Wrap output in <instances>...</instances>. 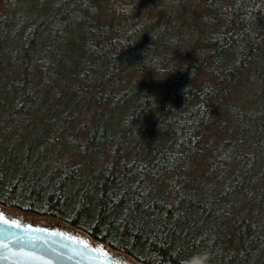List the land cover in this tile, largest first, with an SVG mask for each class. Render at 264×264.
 <instances>
[{
	"label": "trees",
	"instance_id": "16d2710c",
	"mask_svg": "<svg viewBox=\"0 0 264 264\" xmlns=\"http://www.w3.org/2000/svg\"><path fill=\"white\" fill-rule=\"evenodd\" d=\"M258 87L264 0H0V205L142 264H264Z\"/></svg>",
	"mask_w": 264,
	"mask_h": 264
},
{
	"label": "water",
	"instance_id": "95a60500",
	"mask_svg": "<svg viewBox=\"0 0 264 264\" xmlns=\"http://www.w3.org/2000/svg\"><path fill=\"white\" fill-rule=\"evenodd\" d=\"M5 208L0 207V213L9 224H0L4 230L0 232V240L8 244V259H0V264H142L65 222L48 219L55 222L50 224L20 218ZM12 221L19 227L11 226ZM100 249L107 257L101 255Z\"/></svg>",
	"mask_w": 264,
	"mask_h": 264
},
{
	"label": "rangeland",
	"instance_id": "374dc122",
	"mask_svg": "<svg viewBox=\"0 0 264 264\" xmlns=\"http://www.w3.org/2000/svg\"><path fill=\"white\" fill-rule=\"evenodd\" d=\"M154 0H152L153 2ZM81 42L80 43H76L78 46H72L69 50V56H67V61L68 62H75V55L76 54H80V59L82 60L81 63H89L90 59L88 58V54L85 52L84 50V43L86 42V39L84 36L81 35ZM111 55H109L107 53V58H110ZM64 60V59H63ZM63 60H59V64L60 65H64L63 64ZM100 63L103 64V60L100 61ZM104 68H107L109 70H107L108 72L111 71V68H110V65H107V66H102V67H97V70L100 69V70H105ZM61 74H64V72H60ZM94 77H99V73L98 72H94L93 75ZM64 84H65V81L63 80ZM72 87V85H71ZM63 92H66L68 89H66V87L64 86V88L62 89ZM263 94L261 92V89L260 87H258L257 90H255L252 94V98L249 99V104H248V107L249 109H253L254 108V105H256L258 102H261L264 104V97H262ZM50 106L52 107L53 110H50L51 113H48V112H45L46 110V106H45V110L43 108V114L42 116H40L39 119L43 120L46 124H49L51 123L52 120H56L58 123H62L64 120H65V113H64V108H65V104L62 103L58 98H56L55 100H53V102L50 104ZM256 107V106H255ZM41 112V111H39ZM1 208H4L6 209L5 207L1 206ZM9 210V208H8ZM10 212H12L13 214H15L16 216L20 217V218H26V219H33L35 221H40V222H43L44 220H48V218H42V217H34V216H25V215H22L18 212H15L13 210H9ZM131 259V258H130ZM132 260V259H131Z\"/></svg>",
	"mask_w": 264,
	"mask_h": 264
},
{
	"label": "snow or ice",
	"instance_id": "6c2138e0",
	"mask_svg": "<svg viewBox=\"0 0 264 264\" xmlns=\"http://www.w3.org/2000/svg\"><path fill=\"white\" fill-rule=\"evenodd\" d=\"M0 224H4V225H8L9 224V221L4 219L2 213H0ZM11 226L19 227V225L15 221L11 222ZM0 232L4 233V230L0 229ZM17 239H21V238L17 237ZM7 249H8V244H6L2 240H0V259H5V260L8 259V255L6 254L7 253ZM99 251H100L102 256L107 257V253L104 252L103 249H100Z\"/></svg>",
	"mask_w": 264,
	"mask_h": 264
},
{
	"label": "clouds",
	"instance_id": "9594fccd",
	"mask_svg": "<svg viewBox=\"0 0 264 264\" xmlns=\"http://www.w3.org/2000/svg\"><path fill=\"white\" fill-rule=\"evenodd\" d=\"M209 259V255L205 254L202 258H200L199 264H208Z\"/></svg>",
	"mask_w": 264,
	"mask_h": 264
},
{
	"label": "bare ground",
	"instance_id": "6f19581e",
	"mask_svg": "<svg viewBox=\"0 0 264 264\" xmlns=\"http://www.w3.org/2000/svg\"><path fill=\"white\" fill-rule=\"evenodd\" d=\"M43 222H45V223H50V224H54L55 222H52V221H50V220H44ZM63 227L64 228H66V229H68V230H71L72 232H77L76 230H74L73 228H70L69 226H67V225H63ZM79 233V232H78Z\"/></svg>",
	"mask_w": 264,
	"mask_h": 264
}]
</instances>
